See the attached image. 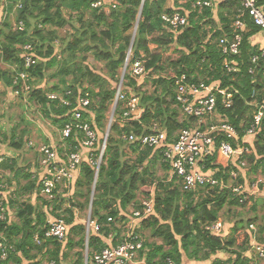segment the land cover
<instances>
[{"label": "trees", "instance_id": "trees-1", "mask_svg": "<svg viewBox=\"0 0 264 264\" xmlns=\"http://www.w3.org/2000/svg\"><path fill=\"white\" fill-rule=\"evenodd\" d=\"M179 1L181 0H171V6L165 9L166 0H145L131 49L133 27L141 0H121V7L108 15L90 10L87 0H22L23 7L14 11V18L15 21L24 22V32L13 31L9 17H5L3 13L0 15V65L5 63L21 70L23 63L19 47L26 43L32 44L33 54L37 59L36 66L29 71L32 78L36 77L38 82H41L45 80L47 71L53 70L50 79L57 81L50 91L63 93L70 90L75 95L80 92L89 93L91 104L89 112L84 116L96 130L99 143L103 140L99 135L106 126L107 114L115 93L114 86L121 79L128 52L130 51L132 59L137 58L140 53L144 54L148 72L146 77L157 76L156 81L152 83L153 92L148 93L144 78L141 80L130 76L127 71L124 73L123 86L128 93L135 95L133 92H136L139 96V119L119 129L118 120L115 118L107 136L95 183L94 170L86 161L88 151L84 150V160L78 167L68 199L55 200L52 211H49L48 203H43L45 211L36 215L35 210L31 214L24 213L20 217H23V225L12 223L9 213L7 214L8 221L0 223V233L8 247V256L5 261H0V264H33L30 262L35 258L33 254L42 250H45L42 254L48 253L50 260L60 264L58 259L61 248L70 247L74 243L84 247L83 225L74 220L73 209L83 212L91 202V217L103 223L108 216L117 218L119 215H128V211L137 202L140 188L155 185L153 164L156 160L161 164V151L141 148L138 144H128L122 141L120 136L131 132L139 136L148 132L155 123L169 138H173L179 129L187 127L186 121L180 119V112L175 107L171 79L160 78L162 74L174 76L184 73L192 82L200 79L205 83H218L221 88L236 91L230 108L220 106L218 98L217 111L238 131L237 140H242L251 122L252 107L249 102L252 90L259 92L260 101L264 87V76L261 72H264V67L255 78L247 73L249 57L256 52V47L250 44L249 38L261 34L260 30L252 24L248 16L244 17L248 31L243 36L240 48L243 66L239 74L227 75L220 68L221 56L215 42L222 35L231 34L229 24L240 8L239 1L216 0L213 9L201 10H191L190 3L195 0H185L183 5H180ZM262 4L264 0H257V5ZM13 7L14 4L9 5L5 10L11 11ZM63 10L67 11V15H64ZM164 11H181L187 17L188 25L177 33L169 31L160 18ZM87 14L89 19H85ZM72 19H76L80 27H74L76 33L71 36L63 51L58 49L61 58L57 59L58 50L54 45L58 40L57 29L66 26L73 28ZM35 24H40L43 29L34 27L31 31L30 28ZM149 44L156 45L157 49L151 51ZM62 54H65L64 57ZM86 55L103 64L105 74L90 70L86 65ZM210 65L215 70H210ZM11 76L10 69L0 67V82L5 88L10 89ZM41 85L34 87L29 94V100L40 104L46 117L61 128L69 119L71 108L60 106L58 101L48 100ZM114 114L119 117L118 107ZM221 140L226 138H218L216 144ZM244 142L249 148L246 159L250 166L245 175L259 170L263 172L264 130L245 137ZM67 143L74 147L79 144V137L72 136ZM14 147L21 150L23 146L16 143ZM212 160L213 158L207 160L210 167ZM238 161L239 159L235 158L230 167L238 168ZM1 166L2 172H11L13 168L9 162L2 163ZM215 167L218 168L215 176L226 180L227 176L222 174V168L218 165L211 168ZM24 177L28 179L30 175ZM30 185L33 188L35 183L30 180L28 188ZM238 199L228 190L217 192L214 189L206 193L204 189H199L186 193L180 191L174 181H158L154 191L153 213L141 222L139 228L142 232L150 229L152 237L160 239L162 244L153 247L144 243L142 255L146 262L155 264L170 257L176 264H185L186 261L196 264H259L256 256L249 251L254 236L250 225L254 226L256 218L246 223H243L242 219L228 227L224 223L222 234L219 236L205 230V225L218 221L219 212L226 204L235 207L255 204L252 207V210H255L256 203L262 202L264 209L263 196H252L245 203H239ZM4 204L9 206L8 201ZM65 205L68 206L64 208ZM61 215H64L67 226L65 240L48 239L37 245L33 237L35 234L42 237L46 219H57ZM255 226V242L264 246V224L259 230ZM72 234L78 237V241L74 242L69 238ZM49 246H52V251L48 250ZM88 246L93 249L103 247V239L97 234H92ZM164 247L168 249L164 250ZM78 260L80 264L81 256Z\"/></svg>", "mask_w": 264, "mask_h": 264}, {"label": "built area", "instance_id": "built-area-1", "mask_svg": "<svg viewBox=\"0 0 264 264\" xmlns=\"http://www.w3.org/2000/svg\"><path fill=\"white\" fill-rule=\"evenodd\" d=\"M89 9L105 15L116 11L121 7V0H87ZM145 0H141V5ZM170 1V0H167ZM216 0H195L190 3L191 10H201L203 8H214ZM240 8L234 14L229 24L231 34L222 35L216 40V48L221 56L220 68L227 75H237L243 66L240 58V48L244 34L248 31L244 17L248 16L254 26L259 28L264 35V4L257 5V0H238ZM4 6L8 5V0H0ZM15 2V3H14ZM180 5L186 3L185 0L178 2ZM14 11L23 7L22 0L12 1ZM141 8L139 9V13ZM64 15L67 11L63 10ZM165 27L177 33L188 25L187 17L181 11L168 13L162 12L160 15ZM138 22L133 27V35L137 29ZM38 30L43 27L38 24ZM13 31L24 32L25 25L22 20L17 21L12 26ZM161 33V32H160ZM55 47L59 43L54 42ZM23 68L13 70L11 76V92L16 99L23 103L29 100V94L33 91V78L29 71L37 64L34 57V47L26 43L19 47ZM60 59V53H56ZM203 61V60H202ZM146 57L140 54L137 58L127 54L122 71H127L134 78L143 79L148 72L145 67ZM264 67V45L256 48V52L249 57L247 73L255 78L260 69ZM210 70H215L211 65ZM263 76L264 72L261 71ZM123 79V77H121ZM171 85L174 91L175 107L180 112V119L185 120L187 127L179 129L173 138H169L158 124L153 123L150 130L139 136L134 133H123L120 138L128 144H138L141 148L158 149L161 151V164L169 171L168 182L174 181L182 192H194L199 189L217 192L228 190L233 196L238 197L239 203H245L252 196L264 197V179L255 178L251 181L248 174L245 175L247 167L248 147L244 145V138L254 135L259 130H264V87L262 89V99L259 101V92L252 90L249 106L252 107L251 122L244 132L242 140H237L238 131L228 122V120L217 111L218 98L220 106L227 109L233 104V95L236 91L229 88H221L218 83H205L204 80L192 82L184 73L175 74L171 78ZM44 96L50 101H58L60 106L71 108L69 119L59 128L58 136L63 142L59 149L51 144L42 143L36 146L38 153L37 167L31 172V180L37 185L36 195L48 203L49 211H52L54 201L68 199L72 189V183L78 172V167L84 160V150L88 151L86 161L94 170V183L96 182L99 166L106 147V139L99 143L96 130L91 126L84 114L89 112L91 100L89 93L73 94L67 90L63 93L47 91ZM119 109V117L115 116V109ZM111 116L108 121L110 127L115 121L123 122L126 125L131 121H137L141 115L139 98L128 93L123 86V80L118 82L115 88L114 97L111 104ZM72 136L79 137V144L72 147L67 140ZM225 137L218 144V138ZM233 144L235 146H233ZM28 147H34L33 142H28ZM96 151L98 153L96 154ZM213 158L212 166H220L223 175L227 179L217 178L215 175L218 168H211L207 160ZM238 158V168L232 169L230 164ZM2 160L0 159V162ZM246 162V166H245ZM155 187V186H154ZM154 187L143 195L134 204L128 215H119L117 218L108 216L106 221L99 223L91 217L90 204L83 211L84 218L78 209H73L74 220L79 221L84 229L83 264H148L143 257L144 241L140 232V224L149 218L154 210ZM94 189V185L92 190ZM93 194V193H92ZM92 199V196H91ZM68 205H65L66 208ZM8 221L7 208L4 201L0 199V223ZM222 223L218 220L215 223L205 225V230L216 236L222 234ZM254 236L249 251L252 252L259 262L264 263V246L256 244V229L250 225ZM92 234H97L103 239V247L98 249L90 248L89 240ZM67 236V226L64 215L57 219L47 218L43 228L42 237L35 234L33 239L37 245L48 239L64 241ZM8 256V247L5 239L0 233V261H5ZM44 264H56L54 260H48ZM155 264H176L173 259L167 257Z\"/></svg>", "mask_w": 264, "mask_h": 264}, {"label": "rangeland", "instance_id": "rangeland-1", "mask_svg": "<svg viewBox=\"0 0 264 264\" xmlns=\"http://www.w3.org/2000/svg\"><path fill=\"white\" fill-rule=\"evenodd\" d=\"M85 19H89L88 14L85 16ZM16 19L14 18V14H12L9 17V21H10V25L13 26L14 23H16L17 21H15ZM73 20V19H72ZM35 23V22H33ZM73 28H71L70 26H66L64 28H59L57 29V36H58V40L57 42L59 43V50L65 48L66 43H68V41L71 40V36L74 35V27L75 28H79L80 27V23L78 21H76V19L73 20L72 23ZM34 27H37V24H35L33 27L30 28V30L32 31ZM65 55V54H64ZM64 55L62 54V56L64 57ZM87 57V61H86V65L87 67L92 70L93 72L99 73L101 75L105 74L104 68H103V64L96 62L93 60V58L90 55H86ZM173 57V56H172ZM5 68V67H4ZM16 68H12L11 72H13V70H15ZM51 74H53V70L49 72V74H47L45 76V80L38 82L36 77H33L32 80V85L33 87H37L38 85L44 84L45 85L47 83H51L52 85H54V83L57 81V79L51 80L50 76ZM156 75H152V77H145L143 79V81H145V88H147L148 93H152L154 90V87L152 85L153 81H156ZM173 76H171L170 74L168 75V73H164L160 76V78H167V79H171ZM50 80V81H49ZM70 80V79H69ZM142 80V79H141ZM118 84H116L114 86V88H116ZM83 86V85H82ZM160 87V86H159ZM159 87L157 89H159ZM144 88V89H145ZM85 89V88H84ZM45 91H50L51 87L50 86H45L44 88ZM83 89L81 88V91ZM135 93L136 96L137 93ZM139 97V96H138ZM27 105V104H25ZM34 105H38L41 108L40 104H36L35 101L33 100V102L31 101V103L29 105H27L25 108L22 107H17V106H9L8 110H6L5 112V119L3 124L6 126V132H4V138L5 141L4 143L10 147L12 150L15 151L14 149V145L16 143H21L22 146H24L25 142H23L22 140V136L24 134L31 133V128L32 126L30 124H27L26 121L24 119H26L25 116H29L33 115L36 116L37 115V109L35 108ZM111 108L109 110V113L107 114V119H106V126L104 131L99 135L100 137L105 138L107 129H108V121L109 118L111 116ZM23 115V118H22ZM30 119V118H29ZM39 120H43L46 121L44 118L39 117ZM48 121V120H47ZM25 122V123H24ZM45 123V122H43ZM28 125V126H27ZM25 129L24 132L21 133V131ZM23 158L22 157H16L13 159L12 166L14 167V170L17 171L18 177H13L14 179H12L11 177H2L0 178V180L2 181V184H6V189H7V193H6V201H8L9 203V217L11 219L12 223H15L17 225H23V217L20 218L24 213L28 212L29 214L34 213L35 210V215L36 213L39 214L42 211V206H43V202H42V198H40L39 196L37 198L34 197V203H36V206L31 204V199L29 197V191H28V184L30 183L29 181L26 180V178L24 177L25 175L28 174V164L25 161V157H24V151L22 152ZM245 166H246V162H245ZM250 166H248L246 169H248ZM157 174V175H156ZM155 174V168H154V176H155V185L157 187V183L159 182H166V179H168V177L163 173V170H161L160 168L157 167V172ZM248 178L251 181H254L255 178H263L264 179V171L262 172V170H259L258 172H251L250 174L247 175ZM11 178V179H10ZM24 180V181H22ZM153 185V186H155ZM155 190V187H154ZM207 193V191H205ZM210 192V191H209ZM139 199L143 196V195H147L146 193H139ZM81 199V198H80ZM138 199V200H139ZM83 201V199H82ZM42 204V206H41ZM255 205V204H254ZM253 205V206H254ZM257 207L255 210H252L253 206L252 204L250 205V203H248V206L246 207H240V206H228V204L224 205V207L221 209V211L219 212V218L218 220L224 225V223L226 224V226L228 227L229 225H231L233 222L235 223H239L242 219L243 223H246L248 220L254 219L256 218L257 220L254 222V226L256 225L258 230L260 227L263 226L264 224V209L262 208V202H257L256 203ZM43 212V211H42ZM81 218H84V213H81ZM28 217V216H26ZM34 219V218H33ZM27 221H29L27 219ZM255 226V227H256ZM256 229V228H255ZM142 234V238L144 243H148L149 245L154 246H161V241L158 238L152 237V232L150 229L144 230L143 232L140 231ZM71 239H73V241H78V237H75L73 234L70 235ZM167 247H164V250H167ZM49 251H52V246L48 248ZM45 250H42L40 252H35L33 255H35L34 259H32V263L34 264H44L45 262H47L48 260H50V256L47 254H42V252ZM85 251L84 247H80L75 245V243L73 245L69 246H65L63 248H61L60 251V256H59V263L60 264H78V259L81 256V262L80 264H83V253ZM259 264H264L262 262H259Z\"/></svg>", "mask_w": 264, "mask_h": 264}, {"label": "crops", "instance_id": "crops-1", "mask_svg": "<svg viewBox=\"0 0 264 264\" xmlns=\"http://www.w3.org/2000/svg\"><path fill=\"white\" fill-rule=\"evenodd\" d=\"M8 5L4 6L2 2H0V15L3 13L4 16L6 17H10L12 14H14V9H12L11 11H7L5 9L8 8L9 5H12V0H8ZM171 1V0H170ZM167 1L165 2V9L169 8L171 6V2ZM4 7V8H3ZM12 26V25H11ZM12 28V27H11ZM250 44L252 46H255L256 48L263 46L264 45V35L262 34H255L254 36L249 38ZM56 42V41H55ZM57 50L59 49L58 47H55ZM149 49L151 51H155L156 45L154 44H149ZM59 53V50H58ZM142 54V53H140ZM61 56V55H60ZM0 67L4 68V69H12L13 67L7 64H1ZM49 71H47V74H49ZM54 80V79H51ZM50 81V80H49ZM45 86H50L52 88V84L51 83H47L45 85L44 84L41 85V87L43 88V91ZM47 92V91H45ZM52 92V91H51ZM33 102V101H32ZM31 103V100H28V102L26 103L27 105H29ZM17 106V107H26L27 105H25V103H23L20 99H16L13 95L10 89L5 88V86L0 82V159L2 160L0 162V169H1V165L2 163H6L9 162V164L11 165L12 161L14 158L16 157H22V152L24 151V157H25V161L28 164V174L30 175V177L28 179H26L27 181L30 182L31 180V172L37 167V163H38V153L36 152V146L42 143H47V144H51L56 146L59 151L62 153V149L60 148V146L63 144V142L59 139L58 136V131H59V127L57 126V124L53 123L51 119H48L46 117V115L42 112V110L40 109V106L38 105H34L35 108L37 109L36 111L38 112L36 116L30 115L29 118L28 116H25L26 119H24L26 121L27 124H30L32 126L31 128V133H26L22 136V140L23 142H25L24 146L21 148V150H17L15 149L12 150L10 147H8L4 141V132H6V126L3 124L4 119H5V112L6 110H8L9 106ZM39 117L44 118L46 121L43 120H39ZM23 118V115H22ZM48 120V121H47ZM45 122V123H43ZM25 123V122H24ZM28 126V125H27ZM118 127L119 129L123 128V127H127V125L125 126V124L123 122H118ZM25 129H23L21 131L24 132ZM32 141L34 147H28V142ZM14 157V158H13ZM153 167L155 168V174L157 172V167L160 168L161 170H163V173L169 177V171L168 168H166V166L161 165L160 163H157V160L155 161V163L153 164ZM154 172V170H153ZM19 174V173H18ZM17 171L14 170V167L12 168L11 172L7 171H0V178L2 177H11L12 179H14L13 177H18ZM157 175V174H156ZM10 178V179H11ZM24 181V180H22ZM33 181V180H31ZM34 182V181H33ZM35 183V182H34ZM36 185V184H35ZM34 185L33 188H28L29 191V197L31 199V204L36 206V203H34V197L37 198L38 196L36 195V186ZM153 185L152 186H143L140 188L139 193H148V191L153 190ZM6 184H2V181L0 180V199L6 202ZM140 194H138L137 197V201L139 199ZM4 202V203H5ZM43 203H46V201H44V199L42 200ZM42 206V204H41ZM7 208V214L9 213V208ZM42 211H45L44 209V205L42 206ZM228 257V256H227ZM32 263V261H30ZM185 264H196L195 262H189L186 261Z\"/></svg>", "mask_w": 264, "mask_h": 264}, {"label": "water", "instance_id": "water-1", "mask_svg": "<svg viewBox=\"0 0 264 264\" xmlns=\"http://www.w3.org/2000/svg\"><path fill=\"white\" fill-rule=\"evenodd\" d=\"M140 8H142V6H140ZM139 18H140V14H138L137 22L139 21ZM133 38H134V35H132V39H131V42H130V49H131V46H132ZM123 75H124V71H122V76L121 77H123ZM120 80H122V79H120ZM108 133H109V127L107 129V132H106V135H105V138L104 139L107 138ZM90 208H91V204H90Z\"/></svg>", "mask_w": 264, "mask_h": 264}]
</instances>
